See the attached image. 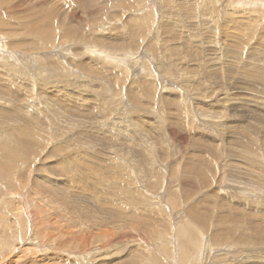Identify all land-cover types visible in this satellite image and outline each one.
Returning a JSON list of instances; mask_svg holds the SVG:
<instances>
[{
	"label": "rangeland",
	"instance_id": "374dc122",
	"mask_svg": "<svg viewBox=\"0 0 264 264\" xmlns=\"http://www.w3.org/2000/svg\"><path fill=\"white\" fill-rule=\"evenodd\" d=\"M57 5L51 25L36 15ZM0 78L4 159L41 120L58 129L46 122L30 162L0 161V264H263L240 257L264 255L250 242L264 236V0H0ZM25 102L41 120L12 115ZM48 165L74 209L34 189L54 186ZM229 209L243 241L222 244L213 219Z\"/></svg>",
	"mask_w": 264,
	"mask_h": 264
},
{
	"label": "bare ground",
	"instance_id": "6f19581e",
	"mask_svg": "<svg viewBox=\"0 0 264 264\" xmlns=\"http://www.w3.org/2000/svg\"><path fill=\"white\" fill-rule=\"evenodd\" d=\"M56 3V2H55ZM56 5V4H55ZM186 5V4H185ZM188 5V4H187ZM57 8H58V5L57 6H50L49 8H47V9H44V10H40L39 12H38V14H36L37 16H46V18L47 19H45L46 21H47V25H51L52 23H53V16L56 14V12H57ZM185 12H186V10H185ZM230 55V54H229ZM230 57V56H229ZM250 58V57H249ZM254 58V60L256 61V60H258L259 59V57L257 56V55H254V56H252V59ZM227 59H228V55H227ZM231 59V58H230ZM229 59V60H230ZM233 59V58H232ZM231 59V61H233ZM235 59V58H234ZM6 60V59H5ZM230 61V62H231ZM7 62H9V61H7ZM6 62V63H7ZM223 62V61H222ZM23 63H25V62H23ZM229 63V62H228ZM223 65V64H222ZM235 65V64H234ZM204 66V65H203ZM240 67V66H239ZM245 67V66H244ZM205 68V67H204ZM243 68V67H242ZM42 69V68H41ZM40 69V70H41ZM206 69V68H205ZM240 69V68H239ZM38 70H39V67H38ZM39 70V71H40ZM39 71H38V73H39ZM43 70H41L40 72H42ZM243 71V70H242ZM244 71H246V70H244ZM170 73H171V71H169ZM15 71H13V72H11V74H10V77H11V75L12 76H16V75H21V76H33L34 78H35V80L37 81V82H39L40 84H39V86L41 85V82H43L44 84H45V82L44 81H47V80H43V81H41L39 78H38V76L36 75V74H34V73H27V72H23V71H19L18 73H16ZM37 73V72H36ZM37 73V74H38ZM262 73V72H261ZM43 74V73H42ZM41 74V75H42ZM248 74V73H247ZM3 75V74H2ZM40 75V76H41ZM253 75V74H252ZM39 76V77H40ZM222 76V75H221ZM257 76V75H256ZM20 77V76H19ZM43 77V76H42ZM45 78L44 79H46V77L47 76H44ZM252 77V76H251ZM16 78V77H15ZM80 78V77H79ZM254 78V77H253ZM258 78V77H257ZM260 78V77H259ZM1 79V78H0ZM12 79V78H11ZM14 79V78H13ZM239 79V78H238ZM252 79V78H251ZM18 81H19V79H17ZM16 80V81H17ZM20 80H21V77H20ZM24 80V79H23ZM258 80V79H257ZM14 81V80H13ZM26 81V80H25ZM48 82V81H47ZM14 83V82H13ZM12 83V84H13ZM20 82H18V84H19ZM21 83H23V85H25V86H22V87H29V89H30V86H31V84L28 82V83H24V82H21ZM50 83V82H49ZM48 83V84H49ZM4 84V83H3ZM30 84V85H29ZM47 84V83H46ZM20 85V84H19ZM29 85V86H28ZM54 85H56V84H54ZM53 85V86H54ZM9 86H11V85H9ZM44 86V85H43ZM6 87H7V85H6ZM6 87H4V89L6 90ZM21 87V86H20ZM22 87H21V89H22ZM34 87V86H33ZM32 87V88H33ZM42 87V85L38 88V91H39V89ZM65 88V87H67V86H62V88ZM32 88H31V90H32ZM47 88V87H46ZM48 88H50V87H48ZM3 89V88H2ZM24 89V88H23ZM36 89V88H35ZM61 89V88H60ZM72 89V88H71ZM9 90V89H8ZM11 90V89H10ZM42 90V89H41ZM64 90V89H63ZM66 91L67 90H69V89H65ZM3 91V90H2ZM13 91V90H12ZM12 91H10L11 93H12ZM44 91V90H43ZM43 91H41V92H43ZM50 91H52L51 93L53 94L54 92H53V90H50ZM263 91V90H262ZM6 91H4V93L3 94H8V93H5ZM10 92H9V94H10ZM16 92H19L20 93V91L18 90V91H16ZM16 92H14V93H16ZM26 92H28L27 90H26ZM35 92V91H34ZM46 92H48L47 91V89H46ZM236 92V91H235ZM1 93V94H2ZM25 93V92H24ZM24 93H22V94H24ZM69 93L70 92H67V94L69 95ZM234 93V92H233ZM9 94H8V96H9ZM17 94L18 93H16V96H17ZM21 94V95H22ZM25 94H27V93H25ZM30 94H32V95H36V94H33V93H30ZM47 95H48V93H46ZM60 94V93H59ZM221 94H223V92H221L219 95H221ZM238 94V93H237ZM242 93H240L239 95H241ZM19 95V94H18ZM20 95V96H21ZM29 95V94H28ZM45 95V94H44ZM51 94H49L48 96H50ZM1 96V95H0ZM2 96H4V95H2ZM23 96V95H22ZM25 96H27V95H25ZM24 96V97H25ZM40 96H43V95H40ZM55 97H57L58 98V96L57 95H54ZM54 96H52L51 95V97H53L54 99H55V97ZM61 96V95H60ZM242 96V95H241ZM6 97H7V95H6ZM28 98H29V96H27ZM26 97V98H27ZM31 97V96H30ZM36 97V96H35ZM39 97V96H38ZM47 96H45L44 98H46ZM18 98V97H17ZM17 98H15V95L14 96H11L10 97V99H8V101H6V102H11V103H15V105H16V103H19V101L18 102H16V100L15 99H17ZM26 98H24V99H26ZM39 98H41V97H39ZM223 98H224V96H223ZM2 99V98H1ZM22 100H23V97L21 98ZM32 99V98H31ZM35 99V98H34ZM87 98H84V97H82L81 96V100H86ZM2 100H4V99H2ZM6 100H7V98H6ZM20 100V99H19ZM21 100V101H22ZM28 100V99H27ZM43 100V99H42ZM61 100H62V103L61 102H58V100L56 101V99L54 100V101H56L55 103H56V105H54L53 103H51V102H49V103H51V109H50V111L53 109V112H55V114H57V112L60 110V111H62L64 108V110H65V114L71 109V108H69V106H65V104H64V101L66 100V96L64 97H61ZM1 101V100H0ZM30 101H32V100H30ZM46 101H50V100H46ZM53 101V102H54ZM74 101H76V103H77V101H80V100H78V99H73V102H72V108H73V106H74ZM87 101V100H86ZM36 102V101H35ZM34 102V103H35ZM23 103V102H22ZM48 103V102H47ZM48 103V104H49ZM68 103V102H67ZM224 103H226V102H224ZM6 104V103H5ZM5 104L3 105V107L5 106ZM21 104V103H20ZM19 104V105H20ZM28 104H29V102H28ZM33 104V103H32ZM36 105L37 104H39V103H35ZM42 104V103H41ZM48 104H46V102H45V106H49L50 107V105H48ZM54 106H56L55 108H53V105ZM78 104V103H77ZM80 104V103H79ZM1 105V104H0ZM13 105V104H12ZM12 105H10V107L9 108H12V112H13V114L12 115H16L18 118H20V120L22 121V122H20V123H25L23 120H25L24 118V112H25V114L26 113H29L30 115H32V117L35 119V118H37V119H39V120H41L39 117H38V113L39 114H41V112L38 110V108H36V105H34L35 106V110L37 111V114L34 112L33 113V111H35V110H33L32 112L30 111V110H27V109H30V106H28V105H26V102H25V105H23V106H21L20 105V107H23V109L24 110H21V109H19L20 107L19 106H15L14 108H13V106ZM32 105V107H34ZM60 105H62V106H64V107H62V106H60ZM69 105V104H68ZM76 105V104H75ZM82 105V104H81ZM88 105V104H87ZM43 106V105H42ZM77 106V105H76ZM8 107V106H7ZM19 107V108H18ZM31 107V108H32ZM90 107V106H89ZM225 107H226V105H225ZM8 108V109H9ZM63 108V109H62ZM83 108V107H82ZM4 109V108H3ZM46 109V108H45ZM74 109V108H73ZM77 109V108H76ZM79 109V108H78ZM223 109V108H222ZM249 109V108H248ZM1 110V109H0ZM48 110H49V108H48ZM80 110V109H79ZM86 110V109H85ZM227 110V109H226ZM1 111H3V110H1ZM0 111V114L2 113ZM9 111V110H8ZM50 111H48V113H50ZM89 111V110H88ZM219 111H220V109H219ZM11 112V111H10ZM71 112H73L72 110H71ZM226 113H228V112H226ZM3 114V113H2ZM10 113H8V115H9ZM64 114V113H63ZM64 114V115H65ZM253 114V113H252ZM5 115V114H4ZM48 115H50V114H48ZM53 115V114H52ZM67 115H68V113H67ZM251 115V114H250ZM69 116V118H71V119H75V118H77V117H79L80 115H77L76 113H71V114H69L68 115ZM81 116H83V115H81ZM80 116V117H81ZM227 115H225V112H221L220 111V113H219V117H226ZM24 117V118H23ZM49 117V116H48ZM60 117V116H59ZM75 117V118H74ZM241 117H242V115H241ZM249 116H247V118H248ZM252 117V116H251ZM44 118V117H43ZM61 118V117H60ZM68 118V119H69ZM250 118V117H249ZM249 118L247 119L248 121H250L251 120V118H250V120H249ZM2 119V118H1ZM59 119V118H58ZM80 118H78V120H79ZM254 119V118H253ZM75 120H77V119H75ZM46 122L48 123L49 122V120L48 121H45V122H42V120H41V124L42 125H39V126H37L36 127V129H35V131L33 132V133H30L29 135V138H28V136H25V137H21V138H17V142H18V146L16 147V146H14V148L10 151V153L8 154V156H6V158L4 159L3 157H2V155L0 154V161L2 162V165L3 166H5V168H6V170H9V169H13V168H15L16 167V165H18V164H20L21 163V161H20V159L21 158H27L26 159V161L28 162H30L32 159H34V158H31V156H32V154L33 155H36V156H38L39 154H38V152H40V150H42V145L44 144L43 143V141H46V139H45V135H42L41 134V132L43 133L44 132V129L47 127V125H46ZM58 122V121H57ZM251 122H252V120H251ZM40 123V122H39ZM248 124V122H245L244 123V125H247ZM70 125H72L69 121H68V128L71 130L72 128L70 127ZM76 125H78V129H75V130H77L80 134H83L85 131H83L84 129H82V128H84V127H82L83 125H84V123L83 122H78V123H76ZM4 126V125H3ZM52 127V126H54V129L56 130V133L55 134H57V123H56V121L53 123V122H49V127ZM64 126V125H63ZM94 126V125H93ZM247 126H249V124L247 125ZM2 127V126H1ZM30 127H31V125H30ZM246 127V126H245ZM241 128H244V126L241 124ZM48 129H50V128H48ZM86 129V128H85ZM29 130H33V129H30L29 128ZM26 131H28V129H26ZM50 131V133H51V130H49ZM120 131V130H119ZM122 131V130H121ZM55 132V131H54ZM138 132V131H137ZM49 133V134H50ZM71 133L73 134L74 132L73 131H71ZM139 133V132H138ZM1 134V133H0ZM52 134H53V132H52ZM11 137H14L13 136V134L11 133V134H9ZM32 135H34V136H32ZM48 135V134H47ZM54 136V135H53ZM143 136V135H142ZM158 136V135H157ZM50 137V136H49ZM52 137V136H51ZM7 138V137H6ZM54 138H56V137H54ZM143 138H144V136H143ZM48 139H50V138H48ZM6 140V139H5ZM147 141V140H146ZM143 142V141H142ZM2 142H0V144H1ZM43 143V144H42ZM142 144V143H141ZM154 144V143H153ZM156 144V143H155ZM51 147V146H50ZM1 149V148H0ZM19 150H21L22 151V154H24V155H22L21 157H20V159L19 158H15L13 155H16L15 153H18V151ZM50 150V149H49ZM24 151H26V152H24ZM56 151H57V148L56 149H51L48 153V155L49 156H51V157H54L55 158V160H56V157H57V154H56ZM125 151V150H124ZM12 153V154H11ZM128 154V153H127ZM232 155H234V153L232 154ZM35 156V157H36ZM61 157H64L63 159L65 160V161H68L69 159H67L68 157H67V155L66 156H61ZM134 157V156H133ZM29 158H31V159H29ZM12 159V160H11ZM52 160H53V158H52ZM58 160V159H57ZM64 161V162H65ZM23 162V161H22ZM34 162V161H33ZM69 162V161H68ZM147 162V161H146ZM148 165V164H147ZM52 166V165H51ZM100 166H101V164H100ZM143 168V167H142ZM101 169V168H100ZM185 169V168H184ZM37 170H39L40 172H42L40 169H37ZM32 171V170H31ZM56 171V167L55 166H52V168L48 165V169H45V171L44 172H46V174H45V177H44V175H38V177L40 178H42L43 180L42 181H46V180H48L47 182H49V183H52V186L54 185H56V188H53V187H50L49 186V184H48V186H46V190L45 191H43L42 189H40L41 188V186H40V188L38 187V178L36 179V178H34V181L33 182H35V184H33L34 186H35V188L34 189H36V191L39 193V195H40V193H42V192H44V193H47V194H45L46 196L47 195H49V196H52L56 191H58V190H63V186H62V184H59L60 183V181H62L61 179H60V181H58L57 182V180H55V179H53V177L51 178L49 175H54L55 177H56V174H57V172H55ZM63 171V170H62ZM91 171V170H90ZM23 172V171H22ZM64 172V171H63ZM65 173V175H66V171L64 172ZM186 173V172H185ZM32 174V173H31ZM21 175V174H20ZM35 175H36V173H35ZM24 176V175H23ZM79 175H77V177H78ZM59 177V176H58ZM62 177H63V175H62ZM65 177V176H64ZM63 177V178H64ZM20 178H22V177H20ZM31 178V177H30ZM44 178L46 179V180H44ZM67 178V177H66ZM65 178V179H66ZM137 178V177H136ZM202 178H203V182H206L207 183V179H206V176H205V174H204V176H202ZM22 179H24V178H22ZM68 179V178H67ZM77 179V178H76ZM32 181V180H31ZM41 181V180H40ZM63 181H65V180H63ZM62 181V183H65V182H63ZM206 183H203V185H205ZM47 185V184H46ZM51 185V184H50ZM58 185V186H57ZM203 187V186H202ZM225 187L226 188H230V187H227V185H225ZM40 190H39V189ZM172 188V187H171ZM39 190V191H38ZM42 191V192H41ZM213 191V190H212ZM59 192V191H58ZM231 192V191H230ZM258 192L260 193L259 195H262L263 194V191L262 190H260V189H258ZM63 193H64V191H63ZM56 195L54 196V197H51V198H55V197H60V199L63 201L62 203L63 204H66L67 206H68V208H71V209H74V201L73 202H69V200H67V202L65 203V197L63 198V196L61 195V196H59L58 194H57V192L55 193ZM211 194V195H210ZM209 195H208V198H210L211 199V197L212 196H214L213 195V193H210ZM38 195V194H37ZM43 195V194H42ZM44 195V196H45ZM39 197V196H38ZM43 197V196H42ZM257 197H258V195H257ZM40 198V197H39ZM219 198H221V197H217L216 199H219ZM234 198V197H233ZM43 199V198H42ZM106 199V198H105ZM224 199V198H223ZM221 200V199H220ZM128 201H129V199H128ZM76 202V201H75ZM80 202V201H79ZM221 202V201H220ZM78 203V202H77ZM81 203V202H80ZM90 203V202H89ZM219 203V202H218ZM233 203V202H232ZM98 204V203H97ZM103 204V203H102ZM226 204V203H225ZM229 204H231V203H229ZM237 204V203H236ZM99 205H100V203H99ZM235 205V204H234ZM234 205L232 204L231 205V207L230 208H233L234 207ZM54 206V205H53ZM102 206V205H101ZM224 206V205H223ZM222 205H218V207L220 208V209H218V210H223V212H225V210L223 209L224 207H223ZM239 206V205H238ZM255 206V205H254ZM229 207V206H228ZM209 208V207H208ZM216 208V207H215ZM215 208L213 209V210H215ZM256 208V207H255ZM79 209V208H78ZM101 209V208H100ZM97 210H99V209H97ZM112 210V209H111ZM110 210V211H111ZM208 210V209H207ZM230 210V209H229ZM246 210V209H245ZM83 211H84V209H83ZM231 212H230V215H225V213H223V214H220L217 218H215V219H213L214 221H215V225H216V227H217V229H221V228H223L224 230H222V233H218L221 237H222V239H223V241H220V243H233V242H235L236 240H237V242H240V241H243V238L242 237H238V239H237V237H236V235H234V234H232V233H234V232H236V230H237V228H236V226H238V221L236 220V216H237V212H239L240 214L242 213V211L241 210H230ZM246 212V211H245ZM222 213V212H221ZM111 214H114V212L112 213L111 212ZM202 214V213H201ZM219 214V213H218ZM73 215H75V214H73ZM72 215V216H73ZM263 216V215H262ZM75 217V216H74ZM78 217V216H77ZM111 217H113V215H111ZM216 217V216H215ZM252 218H254L255 216H251ZM250 217V218H251ZM73 218V217H72ZM71 219V218H70ZM78 219H80V217L78 218ZM114 220V219H113ZM73 221V220H72ZM206 221H207V218H201V217H199L198 216V223L199 224H201V225H203V224H205L206 225ZM77 222H79V221H77ZM76 222V223H77ZM248 222V221H247ZM246 222V223H247ZM230 223H232V226H230L229 224ZM240 224H241V222H240ZM250 224V223H249ZM246 225H248V224H246ZM252 226V225H251ZM254 226V225H253ZM252 226V227H253ZM257 227V226H256ZM103 230V229H102ZM260 230V229H259ZM79 231V230H78ZM102 231H99V233H101ZM105 232H106V230H105ZM251 233H252V231H251ZM101 234H104L103 232L101 233ZM243 234V233H242ZM264 234V233H263ZM250 242L251 243H254L255 245H264V236L263 235H261L260 234V232L259 233H256V235H255V237L253 238V239H251L250 240ZM236 243V242H235ZM247 243H249V242H247ZM216 244V243H215ZM239 255V254H238ZM231 256V255H230ZM233 256H235V255H233ZM250 257H252V260H253V258L254 259H258L257 261L259 262H261V263H263L264 264V255H261V253H260V251H246V254L245 255H242L240 258H241V260H243V261H248V263H249V260H251L250 259ZM261 257H263V258H261ZM254 261V260H253ZM243 263V262H242ZM241 263V264H242ZM255 264H256V262H254ZM260 264V263H259Z\"/></svg>",
	"mask_w": 264,
	"mask_h": 264
}]
</instances>
